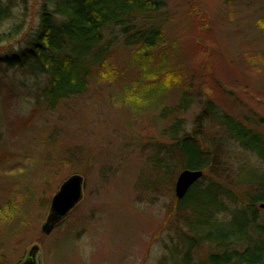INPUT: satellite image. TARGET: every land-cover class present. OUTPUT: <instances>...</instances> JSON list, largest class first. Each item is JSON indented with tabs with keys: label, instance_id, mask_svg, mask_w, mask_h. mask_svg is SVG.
Masks as SVG:
<instances>
[{
	"label": "rangeland",
	"instance_id": "1",
	"mask_svg": "<svg viewBox=\"0 0 264 264\" xmlns=\"http://www.w3.org/2000/svg\"><path fill=\"white\" fill-rule=\"evenodd\" d=\"M40 3L14 1L25 13V29L35 26ZM263 19L264 0H166L152 23L159 26L165 48L159 64L168 62L177 80L139 112L129 97V104L123 102V91L143 74L129 63L130 51L116 29L104 35L111 41L113 73L100 75L83 96L53 111L35 99V79L0 72V264H20L33 245L41 264H158L179 245L183 227L174 212L175 181L166 178L172 172L165 152L169 141L158 111L171 108L188 89L194 101L209 98L219 112L249 121L264 136L259 122L264 119V35L258 24ZM17 46L0 44V54ZM200 107L193 102L181 115L186 131ZM207 125L210 136L225 139L219 125ZM225 146L232 168L245 164L256 174L264 169L234 145ZM74 174L84 179L82 201L45 236L40 227L51 198ZM234 188V196L244 199ZM84 236L94 248L87 261L78 245ZM208 251L197 249L195 262L203 264Z\"/></svg>",
	"mask_w": 264,
	"mask_h": 264
},
{
	"label": "trees",
	"instance_id": "2",
	"mask_svg": "<svg viewBox=\"0 0 264 264\" xmlns=\"http://www.w3.org/2000/svg\"><path fill=\"white\" fill-rule=\"evenodd\" d=\"M14 1L0 0V44L18 45L0 54V72L35 79V99L47 110L83 96L93 80L113 73L108 63L111 41H104L113 29L130 51L129 63L143 74L124 89L123 102L129 97L139 112L157 93L172 90L177 77L168 62L159 64L165 48L159 26L152 23L165 10L166 0H41L37 22L29 30ZM12 20L16 23L8 27ZM258 24L264 35V19ZM193 95L182 90L171 108L158 111L169 141L165 152L172 172L166 178L175 181L184 169L203 172L182 200L175 199V217L183 227L177 234L180 244L158 264H198L194 254L203 246L209 249L203 264H264V169L256 174L245 170V164L232 168L225 157V145H234L256 168H264V136L249 121L219 112L209 98L194 101ZM192 101L201 107L186 131L181 115ZM207 122L222 128L223 141L207 133ZM235 186L244 199L234 196Z\"/></svg>",
	"mask_w": 264,
	"mask_h": 264
},
{
	"label": "water",
	"instance_id": "3",
	"mask_svg": "<svg viewBox=\"0 0 264 264\" xmlns=\"http://www.w3.org/2000/svg\"><path fill=\"white\" fill-rule=\"evenodd\" d=\"M203 176L202 171L184 169L176 177L174 184V197L182 200L188 190ZM84 179L79 175H71L59 186L52 196L45 221L40 227L43 235L49 236L68 215L76 208L83 198ZM20 264H41L40 250L33 245Z\"/></svg>",
	"mask_w": 264,
	"mask_h": 264
},
{
	"label": "clouds",
	"instance_id": "4",
	"mask_svg": "<svg viewBox=\"0 0 264 264\" xmlns=\"http://www.w3.org/2000/svg\"><path fill=\"white\" fill-rule=\"evenodd\" d=\"M78 245L80 248V254H81L82 259L84 261H87L94 251V248H93L89 238L87 236L82 237L78 241Z\"/></svg>",
	"mask_w": 264,
	"mask_h": 264
},
{
	"label": "flooded vegetation",
	"instance_id": "5",
	"mask_svg": "<svg viewBox=\"0 0 264 264\" xmlns=\"http://www.w3.org/2000/svg\"><path fill=\"white\" fill-rule=\"evenodd\" d=\"M62 224H63V222H62V223H60V225H62ZM60 225H59V226H60Z\"/></svg>",
	"mask_w": 264,
	"mask_h": 264
}]
</instances>
